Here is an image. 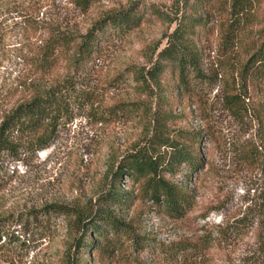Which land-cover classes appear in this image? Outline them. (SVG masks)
<instances>
[{
  "label": "rangeland",
  "instance_id": "obj_1",
  "mask_svg": "<svg viewBox=\"0 0 264 264\" xmlns=\"http://www.w3.org/2000/svg\"><path fill=\"white\" fill-rule=\"evenodd\" d=\"M129 8L140 25L98 43L86 61L74 66L75 44L65 43L40 65L56 34L68 42ZM175 30L200 72L188 75L187 92L169 69L147 75ZM263 40L264 0H0V119L67 78L90 100L70 109L47 149L0 156V264H264V81L242 74ZM155 124L170 139L200 135L202 167L166 176L191 195L181 217L141 199L121 167ZM113 185L130 194L125 208L104 202ZM100 206L125 225L111 234L93 221L116 245L110 258L85 246L103 244L95 229L84 237L73 223L79 214L88 224ZM181 242L192 251L174 260L158 254Z\"/></svg>",
  "mask_w": 264,
  "mask_h": 264
},
{
  "label": "trees",
  "instance_id": "obj_2",
  "mask_svg": "<svg viewBox=\"0 0 264 264\" xmlns=\"http://www.w3.org/2000/svg\"><path fill=\"white\" fill-rule=\"evenodd\" d=\"M197 3H204L208 0H194ZM142 21V16L135 10L129 8L125 11L106 14L103 19L95 22L83 36L67 40L63 35L56 34L49 42L43 54L40 56L39 63L45 65L57 54V50L65 43H74L72 56L73 65L80 64L95 53H98V43L107 42L110 39H117L126 35L128 32L137 28ZM181 33L175 30L172 34V42L168 43L158 54V60L148 70L147 75L155 80L159 75L169 69L175 74L177 84L180 88L188 91V75H193L198 79L200 72L195 61V56H191L181 42ZM263 64V72H256L258 66ZM243 78H251L254 81H264V40L247 61L244 67ZM253 70L252 72H249ZM248 71V72H247ZM133 78L138 82H143L141 75L133 73ZM90 100L85 94H76L75 85L70 78L55 84L48 89L34 94L28 100L15 105L10 111L3 114L0 119V156L9 154L17 155L18 151L25 154H35L47 149L54 139L56 129L61 121L69 118L70 109L81 103H88ZM130 106L118 105L112 110L119 109L126 111ZM162 127L155 124L152 137L147 145L137 151L127 153L122 158L121 167L125 170V175L131 179L132 184L138 186V193L141 199L162 204L166 211L175 217H181L191 204V195L184 192L181 188L171 183L166 176L174 177L179 173L188 175L197 172L201 166V156L198 146L200 135L193 132H174L176 138L170 139L169 135H163ZM264 129V128H263ZM264 142V135L263 140ZM263 146V143H262ZM263 164V162H262ZM121 171L114 177V184L118 182ZM130 194L120 191L116 186H112L110 191L103 197L111 207L125 208L129 203ZM52 212L59 211V207L49 208ZM73 214V213H72ZM70 215V214H68ZM74 227L84 237L87 232L95 229V233L100 236L103 244L97 245L93 242L85 244L88 249L93 251L102 250L107 257H113L117 251L115 244H109L107 238L100 235L101 229L95 228L93 221H99L103 227L109 229L111 234L119 232L124 224L119 223L110 213L108 207L100 206L97 214L91 218L88 224L83 221L79 214H73ZM85 225H88L86 228ZM127 233V230H124ZM129 237V234H127ZM2 232L0 231V239ZM145 244V243H144ZM144 246V245H143ZM146 246V245H145ZM193 246L186 242L171 244L168 247L158 248V254L169 260L190 253ZM263 258V242H262Z\"/></svg>",
  "mask_w": 264,
  "mask_h": 264
}]
</instances>
